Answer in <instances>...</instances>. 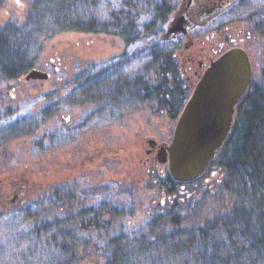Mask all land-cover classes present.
I'll use <instances>...</instances> for the list:
<instances>
[{
  "label": "trees",
  "instance_id": "16d2710c",
  "mask_svg": "<svg viewBox=\"0 0 264 264\" xmlns=\"http://www.w3.org/2000/svg\"><path fill=\"white\" fill-rule=\"evenodd\" d=\"M5 1L0 0V9ZM177 2L29 0L21 21L0 28V81L17 79L37 67L44 41L56 33L118 36L124 46L120 55L68 79L63 85L71 91L30 118L42 123L64 108L90 104L89 114L75 122L78 135L121 125L128 113L145 106L174 119L191 92L176 56L179 42L160 39ZM236 11L221 14L211 26L232 21ZM253 31L264 40V21L255 22ZM257 78L238 102L230 134L207 167L224 171L220 187L230 206L203 221L192 218L194 210L165 208L137 227L104 238L99 244L103 264H264V63ZM44 134L10 155L17 158L11 174L18 173V163L35 169V160L48 152L52 141L60 143L57 149L70 139ZM46 137L50 141H44ZM70 143H75L73 138ZM118 149L113 154L111 148L101 147L98 156L108 166L124 153L123 147ZM86 158L85 169L94 156ZM55 183L28 187V201L11 209L0 201V225L15 231L0 240V264H77L87 242L81 233L105 227L109 220L103 216L111 213L107 203L80 207L82 198L73 181Z\"/></svg>",
  "mask_w": 264,
  "mask_h": 264
},
{
  "label": "rangeland",
  "instance_id": "374dc122",
  "mask_svg": "<svg viewBox=\"0 0 264 264\" xmlns=\"http://www.w3.org/2000/svg\"><path fill=\"white\" fill-rule=\"evenodd\" d=\"M189 1L191 0H178L177 8L160 39L186 42L183 27L189 14L187 11ZM28 2L29 0H6L0 9V28L21 21ZM237 4L241 7H234ZM219 5H222L224 10L236 8L238 14L232 20L236 28H245L246 32H249L250 40L254 39L248 42V56L252 63L251 82L256 81L264 63V40L258 39L253 31V24L255 22L262 24L264 21V0H217L211 11L209 10L210 13L195 16L197 20L194 27L204 25L213 18L220 9ZM123 50L122 39L118 36L80 31L59 32L44 41L40 64L34 67L49 73L47 79L25 80L24 74L17 79L0 81V201L5 199L4 202L11 209L13 205L28 201V189H32V185L46 188L50 186L48 183L56 182L55 184L59 185L73 181L82 198L79 199L80 207L107 203L106 210L109 209L111 212L103 216L109 220L103 223L105 227L81 233L87 242L79 250L81 260L77 264H103L99 244L104 238L118 234L125 228L137 227L159 212L157 204L161 200L160 188L148 180L149 178L145 181L142 179L147 174L142 169L140 158L143 157V146L147 145L145 138L159 135L162 129L168 128L170 119L165 115L156 114L153 109L145 106L128 113L121 125L113 124L105 130L88 134L84 131L78 135L79 132L74 128L75 122L89 114L90 104L64 108L42 123H35L31 116H36V113L47 104L62 100L71 91V86L63 85L68 79H72L93 64H103L108 59L120 55ZM126 73H131V70L126 68ZM44 133L52 137L64 134L70 139L57 149L55 146L60 143L52 141L48 152L35 160L37 170L26 163L25 167L23 162L15 167L18 175L11 174L17 158L10 155L15 150L19 151V147L26 146L25 143L30 142L31 138ZM72 138L75 142L73 145L70 143ZM48 140L47 137L44 139L46 142ZM101 147L111 148L113 154L117 150L119 152L118 148L123 147L124 153L113 157L114 162L111 164L114 166L109 167L111 164L107 166L101 161V156H98ZM24 153V151L20 153L21 156ZM45 155L47 157H44ZM89 155L94 156L91 166H88L89 169L82 168L83 164L88 162L86 157ZM43 159H48V163L43 164ZM47 168L48 172L45 171ZM211 170H215L212 176ZM209 171L207 180L200 179L197 185L188 187L192 192L189 200L177 204L168 203L165 208L174 210L188 208L191 212L194 210L197 215H192V218L199 217L201 221L218 211L226 210L231 201L220 187L224 171L214 166H211ZM20 183L25 187L23 189L17 187L18 193L20 190L25 191L22 198L18 199L11 191L14 186H21ZM110 214H114L113 219ZM3 221L4 219L1 222ZM20 228L21 226L19 230ZM12 233L15 231L8 232L0 225V240H4L6 234Z\"/></svg>",
  "mask_w": 264,
  "mask_h": 264
},
{
  "label": "water",
  "instance_id": "95a60500",
  "mask_svg": "<svg viewBox=\"0 0 264 264\" xmlns=\"http://www.w3.org/2000/svg\"><path fill=\"white\" fill-rule=\"evenodd\" d=\"M48 77L49 73L32 68L24 79ZM251 79L250 58L240 47L224 51L206 67L178 115L167 147L172 179L187 182L204 172L230 134L235 108Z\"/></svg>",
  "mask_w": 264,
  "mask_h": 264
},
{
  "label": "flooded vegetation",
  "instance_id": "af4514ba",
  "mask_svg": "<svg viewBox=\"0 0 264 264\" xmlns=\"http://www.w3.org/2000/svg\"><path fill=\"white\" fill-rule=\"evenodd\" d=\"M217 0H191L188 3L189 14L185 20L183 27V34L187 38L186 42H180V48L177 49L176 56L179 58V65L181 74L185 76L187 87L191 90L203 71L210 64V62L216 59L224 51L233 48L241 47L249 55L248 42L250 40L249 32H246L245 28H236L234 21L223 20L214 24V20L221 14H226L228 9H223L222 5L216 15L209 19L206 24L194 27V22L197 20L195 16L206 15L210 13V9ZM210 10V11H209ZM194 27V28H192ZM200 29V30H197ZM181 40V39H180ZM251 62V60H250ZM252 66V63H251ZM12 80V79H11ZM179 115V114H178ZM170 119L168 128L162 129L159 135H153L151 138L146 139L147 145L143 146V157L140 158L142 169L145 170V175L142 179L145 181L147 178L153 183H156L160 188L161 200L157 204V208L160 211L167 206L168 203L183 202L189 200L192 195L189 186L198 184L200 179L207 180L209 169L198 176L196 179L188 182H178L173 180L168 172V152L167 147L171 143L173 137L174 127L178 118ZM150 126L147 128L149 130ZM154 131V129H153ZM208 166V165H207ZM215 170H211L210 175H214ZM1 184V180H0ZM21 186H14L11 191L15 198H22L24 191H17V187L23 189L25 186L20 183ZM142 184V183H141ZM5 199L3 200V202Z\"/></svg>",
  "mask_w": 264,
  "mask_h": 264
}]
</instances>
